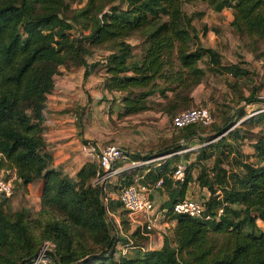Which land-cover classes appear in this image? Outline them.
Returning a JSON list of instances; mask_svg holds the SVG:
<instances>
[{"label":"trees","instance_id":"16d2710c","mask_svg":"<svg viewBox=\"0 0 264 264\" xmlns=\"http://www.w3.org/2000/svg\"><path fill=\"white\" fill-rule=\"evenodd\" d=\"M115 1L127 7L118 9L117 4L112 5ZM210 1L216 3L217 10L223 6L232 9L230 25L247 38L244 47L252 54L261 47L254 55L264 56V0ZM107 5L109 9L101 14ZM68 8L65 0H0V170L3 168L7 177L15 174L23 187L42 179L40 214L46 218L36 221L42 230L36 235L28 211L6 212L0 200V264H33L45 241L50 247L44 255L52 264H264V231L254 222L255 217L264 221L262 134L253 139V152L243 154L233 143V138L247 137L237 134L238 129L227 134L233 141L221 136L207 143L223 133L230 120L215 125L210 135L203 130L207 127L193 123L178 128L181 141L156 154L135 155L147 159L199 144L183 156L175 154L157 166H144L148 169L144 177L149 183L172 181L174 162L192 152L194 160L178 181L180 192L195 164L200 186L210 193L204 201L206 212L214 215L218 208L223 209L217 220L174 215L171 207L166 209V216L176 224L164 235L162 246L154 250L139 246V228L126 236L110 227L101 188L92 185L94 164H83L73 177L49 168L43 138L44 108L60 65L82 66L84 77L103 70V88L122 93L120 117L151 110L150 98L158 93L163 99L159 108L171 120L180 109L192 106L191 92L206 73L201 63L235 79L248 73L238 64H223L217 50L197 43L193 16L183 13L181 0H86L67 17L63 14ZM73 25L82 29L77 38L68 32ZM83 29L89 32L83 34ZM132 36L141 38L138 54L128 42ZM97 46L105 47L109 54L89 63L87 56ZM235 83L230 81L232 87ZM255 93L240 97L246 104L255 103L259 101ZM240 111L244 116V110L237 113ZM261 113L240 124L264 121ZM251 156L256 163L247 161ZM124 176L131 178L132 174ZM112 203L109 209H113Z\"/></svg>","mask_w":264,"mask_h":264},{"label":"rangeland","instance_id":"374dc122","mask_svg":"<svg viewBox=\"0 0 264 264\" xmlns=\"http://www.w3.org/2000/svg\"><path fill=\"white\" fill-rule=\"evenodd\" d=\"M65 1L69 8L63 15L67 17L71 15L72 11L82 8L86 3V0ZM114 4H117L118 9H125L127 7L126 4L118 1L112 3V5ZM207 5L208 2L206 0H181V8L183 13L186 15L197 13L199 12L198 10L202 11L205 8L208 10ZM108 7V5L105 6L101 11V14L102 12H106L109 9ZM227 15H229V11L224 15L212 14L208 18L211 23L210 27L214 30V33L212 34L213 37L208 38L204 36V34L201 38L199 37L200 44L216 49L220 53L223 64H238L241 68L246 69L248 73L243 78L235 79L231 78V76L226 72H213L209 70L204 63H201L200 66L205 68L206 73L202 81L191 92V95L193 96V103L192 106H189L186 109L206 107L212 112L214 118L212 125L207 128H203L205 134L207 135L214 133L215 125L218 127L224 124L227 120H230L227 125V129L219 136H226L228 137L227 140L230 141L234 140L233 143H236L237 147L242 149V145H247L249 141L255 139L256 136L264 135V125L260 124L263 123L262 121H260L259 124H255V121L253 124H251L252 121L249 122V124H240L243 122L242 120L247 117L256 119L255 116L260 115L261 112L264 113V56L261 58L255 57V55H258L262 51L261 47L260 49L254 51L255 55L250 53V51L244 47L243 41H248L247 38L237 34L234 28L229 25V23H226L225 17ZM196 23H200L199 28L201 29L202 24L200 20L196 21ZM81 30L82 29L78 26L73 25L68 32L71 38H77L80 36ZM88 32V29H83V34H87ZM197 32L199 31L197 30ZM128 42L133 45V52L138 54L140 52L141 38L138 36H132L128 39ZM91 51L92 53L87 56V58H93L94 61L101 60L109 54V51L103 46L93 47ZM230 81H235L236 85L232 87L230 85ZM96 89H99L98 85H96ZM252 92H256L254 96L258 98L259 101L246 104L240 97V94L243 96H250L252 95ZM86 96L88 97V103H86V100L84 103L90 104L87 108V112L84 107L80 106L73 110L80 120L79 128L81 132L92 136L95 143L103 140L101 144H99L100 146L109 143L122 146L131 152L129 155L131 159L141 160L142 157H140V159L135 158V155L138 154L140 156H145L151 153L156 154L160 149H163L169 144L171 145L175 141H181V130L173 127L170 116L158 111L161 106L158 103L160 101H158L156 97L150 98L151 110L125 118V116H119V112L121 110L120 105H117V103L113 104V106L109 105V101L112 102V99L103 97L100 98V95L97 98L90 97L88 95ZM240 109L244 110V116L241 111L240 113H237ZM182 110L185 109L182 108L179 111ZM85 113H87V115ZM255 113H257V115L252 117L251 115ZM234 129L239 130L237 134H244L247 137L244 140L239 141H236V138H233V140L230 139L227 134L229 131ZM219 136H216L211 140L216 139L217 137L219 138ZM182 144L185 145V142ZM130 145L134 147H131ZM198 146L200 145L191 144L188 148H196ZM188 154L187 160H190L195 155L192 152ZM179 159L174 162V168L179 162ZM181 160H184L183 157H181ZM1 170L4 169L1 168ZM14 185L13 196L9 199L1 198L3 209L10 213L21 210L28 211L30 220L35 223L36 235H41L42 230L40 229V224H36V221H46L45 215L40 214V210L42 208L41 195L43 194L42 179L35 180L26 187H23L21 182L18 181V179H15ZM193 199L204 202L202 200V196L193 197ZM111 202H114L112 203L114 210L122 208V213H127V210H125L117 200H111L109 203ZM115 202H118L119 204H116ZM109 210L112 213V209ZM107 218L110 227H112L114 231L121 229L120 224L118 225L111 215H108ZM47 243L48 247H50V243L48 241H45L43 246ZM33 264L45 263L43 258L39 257L37 263Z\"/></svg>","mask_w":264,"mask_h":264},{"label":"crops","instance_id":"0c3cea01","mask_svg":"<svg viewBox=\"0 0 264 264\" xmlns=\"http://www.w3.org/2000/svg\"><path fill=\"white\" fill-rule=\"evenodd\" d=\"M206 1L208 2V10L205 8L202 11L198 10L199 12L191 14L193 16L191 24L194 26V28H196V40L199 45H201L199 37L201 38L204 34V36L208 38L213 37L212 34L214 33V30L212 27H210L211 23L208 19L212 14L224 15L229 11V15L225 17L226 23H229L230 25L233 21L231 8L223 6L220 10H217L215 6L216 3H213L210 0ZM215 1L218 2L220 0ZM199 20L202 24L201 29L199 28L200 23H196V21ZM197 30L199 32H197ZM87 61L91 63L94 60L93 58H87ZM58 71L59 72L54 76L53 88L47 94L45 101V119L43 123V138L45 143L44 149L49 156V168L59 169L63 175L73 177L83 164L90 162L94 164L95 167L97 165L96 159L90 154L88 155V153L83 150V144L88 141L94 142L95 140L92 139V136L81 132L79 128L80 120L73 109L80 106L84 107L85 111L87 112V108L90 106V104H86L88 103V97L86 95L96 98L100 95V98L103 97L112 99V102L109 101L110 106H113L115 103L120 105L121 103L119 104V101L121 97L120 95H122V93L118 91H108L103 88V70L92 71L86 77H84V67L76 64H70L69 68H66L64 65H60L58 67ZM96 85L99 87L98 90L96 89ZM113 97H116L117 99ZM153 97H156V99L160 102L163 101L162 97L159 96L158 93H156ZM85 100L86 103H84ZM158 111L162 112L160 108ZM85 114L87 115V113ZM129 116H125V118H128ZM262 122L264 123V121ZM259 123L260 121L255 124ZM263 123L260 124L264 125ZM102 141L103 140L97 142L98 145L101 144ZM253 142L254 140L252 139L247 145H242L241 152L243 154L252 153ZM130 146L134 147L132 145ZM125 150L129 152L128 149ZM194 157L190 160H187V158H183L184 160H181L180 158L179 161H184L188 164L190 161L194 160ZM247 161L256 163L257 159L251 156ZM152 165L157 166L158 163H152ZM146 172H148V169H143L139 172V174H144ZM198 174L199 167L194 164L190 169V179L183 192H180L181 184L178 182L180 180L173 179L164 185L162 184L159 187H154L155 183H149L145 177L143 178V183H149L152 186L149 191V197L154 203V214L156 217L154 220L153 229L145 235H142L141 233L139 234V246L141 248L145 250L159 249L162 246L164 235L167 232H171L172 228L175 226L176 220L172 219L170 216L162 215L161 210L170 208L172 204L178 199L181 200L183 198H195L202 196V200L205 201L209 198L210 193L207 188L202 187L199 184L197 179ZM13 175L14 174L11 176ZM129 179L131 178H127L124 175L115 176L112 178L109 184V190L111 191L112 197H115L116 193H118L122 187L130 182ZM232 207L236 209L241 208L239 205H232ZM122 212V208L117 210L112 209V213H110V215L118 223V225L120 224L121 229L119 232L126 236L132 234L136 229L140 228L141 223L145 222L143 215L138 214L136 216H132L129 213ZM254 222L257 229L264 231L263 220L255 217Z\"/></svg>","mask_w":264,"mask_h":264},{"label":"built area","instance_id":"2783aa9c","mask_svg":"<svg viewBox=\"0 0 264 264\" xmlns=\"http://www.w3.org/2000/svg\"><path fill=\"white\" fill-rule=\"evenodd\" d=\"M256 114L257 113L252 114L251 116ZM213 121V115L206 107H195L181 111L174 115L171 120L173 127L176 129L193 123L208 127L213 123ZM216 139L208 141L207 143H211ZM194 149L195 148H184L161 156L134 160L129 157V153L122 146L116 144L109 143L100 146L91 141L83 144V150H85L88 155L90 154L94 157L97 161L95 174L92 178V185H96L101 188L102 202L106 208L107 216L111 213L109 210V202L111 200H117L130 215L136 216L140 214L144 216L143 218H145V222L141 223L139 228L140 232L144 235L153 229L156 215L154 214V203L149 197V191L152 186L149 183L142 182L145 173L139 174V172L143 170V167L146 165L152 163L159 164L160 161L169 158L171 155H181ZM186 168L187 163L179 161L175 165L172 178L174 180H182ZM5 173L7 172L0 170V200L1 198L9 199L14 194V180L16 179V176H14V174L13 176L7 177ZM126 174H132L131 181L122 187L120 191L116 193L115 197H112L111 191L109 190V184L112 178ZM162 183V179H159L155 182L154 187H159ZM166 212L167 210H161L162 215H166ZM222 212L223 209L220 207L216 210L214 215L207 213L204 202L193 198H183L171 206V214L186 215L193 218H203L204 220H217L220 218ZM48 248L47 243L41 249L34 263H37L38 258L42 257L45 264H52L49 258L44 255L46 249ZM124 252L125 250L122 249V253Z\"/></svg>","mask_w":264,"mask_h":264}]
</instances>
